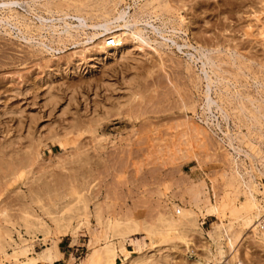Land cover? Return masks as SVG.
<instances>
[{"label": "rangeland", "instance_id": "obj_1", "mask_svg": "<svg viewBox=\"0 0 264 264\" xmlns=\"http://www.w3.org/2000/svg\"><path fill=\"white\" fill-rule=\"evenodd\" d=\"M2 1L6 0H0V5ZM15 1L13 12L0 10L1 18L11 13L19 17L0 22V210H6L14 222V228L2 223L10 228L13 241L6 239L11 247L4 243L7 257L1 250L0 264H21L26 257L38 258V264H88L97 246L93 238H100L98 246L103 245L96 209L102 218L129 217L154 225L168 211L170 197L184 206L196 191H202L210 203L226 205L221 212L224 224L236 219L242 210H235L240 211L236 214L230 209L246 197L240 179L263 183V176L255 172L262 166L243 154L236 157L238 165L229 162L215 129L210 125L209 130L206 122L218 119L222 130L228 125L232 133L246 135L248 144L264 151V35H259L264 27V0ZM121 10L153 25L154 31L151 25L145 27L150 46L129 39L125 27L90 38L100 32L91 25L111 20ZM38 16L46 19L47 26L56 27V33L47 26L39 30ZM77 17L86 23L84 30L78 27ZM63 20L76 27L70 35L63 32ZM198 46L209 50L216 61L210 95L227 110V123L215 106L213 116L202 111L206 110L205 81L196 77H202L200 63L188 55L198 57L194 49ZM218 58L228 64L218 65ZM224 88L228 91L221 93ZM252 103L261 105L259 113L253 112ZM240 105L246 109L242 111ZM201 126L206 130L207 151L197 147L190 132ZM240 147L248 150L246 142ZM233 169L244 177L235 176L234 181L229 177ZM70 184L84 193L90 214L88 225L63 232L33 199L40 197L50 208L47 195L52 196L57 205L51 206V212L67 219L63 209L72 199L67 195ZM22 208L35 213L44 226L36 222L38 230L27 234L17 220ZM219 223L216 216L200 218L203 234H188V245L179 237L167 242L141 233L130 237L126 248L143 251L166 245V257L157 264H193L208 245V233ZM254 236L251 229L242 232L236 255L225 247L223 264H264V246ZM110 240L118 242L117 237ZM18 246L28 252L14 258L12 251ZM232 255L235 259L230 261Z\"/></svg>", "mask_w": 264, "mask_h": 264}, {"label": "bare ground", "instance_id": "obj_2", "mask_svg": "<svg viewBox=\"0 0 264 264\" xmlns=\"http://www.w3.org/2000/svg\"><path fill=\"white\" fill-rule=\"evenodd\" d=\"M1 3H2V5H0V10L1 9L5 10L7 8L9 10V12H13L12 6L14 4L15 5L18 4V2L15 1V0H6V1H2ZM106 12H105V14H106ZM108 12H110V11H108ZM108 12H107V15H109ZM65 15L68 16V14H65ZM17 17H18V14L13 16L12 13H11L10 15H8V16H6L4 18L0 17V22H2L3 19L8 20V19H11V18H13L14 21H16L19 18V17L18 18ZM77 18L79 20L78 27H81V28H83L82 30H84V27L87 26L86 23L80 17H77ZM63 19H64V17H63ZM109 19L105 18V21L103 23H101V24H99V23L97 24L96 23V25H94V24L91 25L93 28L99 29L100 32L92 34V36L90 38L95 37L98 34H101V33L103 34V33L107 32V31H110L111 29H113V27H125L126 29H128V33L127 34L129 36V39L136 40L137 43L140 46H143V45L150 46L149 42L151 40H149V38L146 36V33H145V30H146L145 27L147 25H151L148 21L145 20V21L141 22V20H139V18H136V17H134V18L132 17L131 18L125 10H121V11H118L116 14H112V19L111 20H109ZM103 20H101V21H103ZM39 21H40V26L38 27V29L39 30L40 29H44V27L47 26L46 19H44L42 17H39ZM63 21H64V24L62 23L64 25L63 32L65 34H69L70 35V33H71L70 31L72 29L75 30L76 27L72 26L70 23L66 22L65 20H63ZM16 23L18 24V23H20V21H18ZM141 23L142 24L144 23L145 26L141 25ZM17 24H15V25H17ZM22 25H23V22H22ZM25 27H27V26H25ZM47 27L50 30V32H52V34L56 33L55 31H57V29L53 25H49L48 24ZM151 27H152V29L154 31L155 28H153V25H151ZM45 30H47V29L45 28ZM158 32L163 36V38H166L163 35V32L161 33V31H159V30H158ZM259 35H262V36L264 35V27L260 30V34ZM21 37H22V35H21ZM23 39H24V37H23ZM158 44L161 45L162 43H158ZM181 47L182 46L177 45V48L179 50H181ZM190 47H192V46L190 45ZM199 47L200 46H198V49L194 48L196 50V52H198L197 54H199L198 57L194 56L191 53H189L188 55L190 56V59H192V62H195L196 64L200 63V66H199L200 70L199 71L201 72L202 77L199 76V75L198 76L196 75V77H198L197 79L205 81L204 82L205 83V89L203 91L204 93H203V96H202L203 97L202 98V103L206 107V110H202V111H205V112H203L204 114H209L210 116H213V115H211V114L214 113L213 110H212L213 109L212 107L215 106L216 109H218V110H216L217 113H219L220 117L222 118V120L226 121V123H227V119L229 118L228 114H227V110L225 111V108L221 107L222 104L219 105L217 102H215V100H213V98L210 95L211 88H212V85L214 83V78H215V77L212 78V76L210 74H213V75L217 76L216 71H214L216 69H214V70L212 69L213 66L217 65L216 61L210 55L211 52H209V50H206V49L205 50H201L200 49L201 47L200 48ZM217 60L219 62L218 65H220V64L222 65V64H226L227 63L225 61V59L224 60H219V58H218ZM230 60H232V59H230ZM234 60L235 59L233 58V63L235 62ZM224 61H225V63H223ZM230 62H232V61H230ZM240 62H239V64L242 63V62L241 63ZM190 64L188 66H190ZM220 66L218 68H220ZM207 68L210 69V70L208 71ZM187 70H189V69H187ZM219 70L223 71V69H219ZM219 70H218V73H220ZM225 71H227V70H225ZM225 73H227V72H225ZM222 75H224V74H222ZM191 77H194V76L191 75ZM218 79L219 78H217L215 80H218ZM221 79L223 80L224 76H223V78H220V80ZM220 83H222V82H220ZM226 84H228V83H226ZM224 90H225V92L228 91L226 88H224L223 90H221V93ZM237 91H236V93L238 94ZM193 102H195V101H193ZM243 105L245 107V104H243ZM189 106H191V105H189ZM194 106H195V104H194ZM239 107L241 108L242 111H244L246 109V108L244 109V107L242 105H240ZM260 107H261L260 104H257V105L253 104V112L254 113L258 112L259 113L261 111ZM190 109H192V107H190ZM194 111L195 110H192V112H194ZM204 114H203V117L205 116ZM214 115L216 116V114H214ZM262 116H264V115L262 114ZM206 117H208V116L206 115ZM251 117H252V115H251ZM252 118H254V117H252ZM208 119H210V118H208ZM214 121H216V122L215 123L214 122L209 123L207 121L206 122L207 128L209 130L210 129L212 130V128H214L215 132L219 131V133H215L214 132V134L218 138V139L217 138L216 139L219 140L222 143L223 147L225 148L226 154H227V155L225 154V156H228L231 159V161H229V162H231V163L234 162L233 163L234 165H238V163H236V160H237L236 157L237 156L240 157L243 154L245 157H248L251 160H256V161H258V163H260V166H262L261 169L260 168L259 169L256 168L257 171H255V172H258L264 178V151L259 149L258 147H257L258 149L254 148L251 144H248L247 143L248 140H247L246 135H243L241 133H235V132L232 133L230 131V128H229L228 125H227V127H226V129L224 131V130H222V128L220 126V121L218 119H216ZM181 123H183V122H181ZM210 125L212 126V128H211ZM205 131H203V127L202 128L193 127L190 132L192 134V138H194L195 142L198 143L197 147L199 146L202 150L207 151L206 150V148H207L206 146L207 145H206V142L204 141ZM235 140L237 141V145H236V141ZM219 141H217V142H219ZM234 141H235V143H234ZM245 142H246V147H247L248 150H244V149H242L240 147V144L241 143L243 144ZM194 144H193V146H194ZM249 151H254V153H253L254 155L249 153ZM184 154H183V156H184ZM256 161H254V163ZM234 165H232V166H234ZM239 168H240V166H239ZM246 169L247 168L244 169L245 173H246ZM235 170H238V166H236ZM233 171H234V169H233ZM241 174H242V172H241ZM241 174H239V171H234V173H232V174H230V176L229 175L228 176L230 178L234 179V181H237V180H235V176L238 177V180H239V178L241 177L240 176ZM259 174L257 176H259ZM243 175H244V173H243ZM242 177H244V176H242ZM232 179H230V182H231L230 184L233 185V181H231ZM249 179L250 180H248L247 182H246V180L242 181L243 179L242 180L240 179V185L244 184V186H243L244 189H242V190H243V192L245 194L244 196H246L245 200L239 202V204L236 205V206L234 205L235 207L233 209H230L231 211H233V213H236V214L240 213V211H238V212L235 211L237 209L242 210V212L239 215H237V216H235L233 218V219L236 218L235 220H230L227 224H224L222 222V220H221V217H222L221 216L222 215L221 212L224 210L226 205L223 206V204H222V206H220L217 203H215V204L214 203L212 204V202L210 203L209 199L207 198L206 193L205 192L201 193L202 191L201 192L200 191H196L195 194L189 200V203L185 204L184 206H180V205L174 203L172 200H170L171 199V197H170V199H169V207L166 206V207H168V211L166 210L167 211L166 213L160 214L157 224L153 223L154 225H152L151 223H149L150 225H146L144 223L142 224V223H139V221L137 222L135 219L129 218V217H128L129 219L127 218V219L121 220V221L118 220V219H110L109 217L108 218L105 217L106 218L105 219V218H102L103 217L102 215L100 216L99 210L96 209L95 210V217H96L97 221L102 226L103 245L102 246L101 245L98 246V244L100 242V238H98V237L93 238V240L95 241L97 246L93 248L91 254L89 253L90 255H89L88 264H157V263H159V261L161 259L166 257V253L164 252L166 245L165 246H160V245L158 246L157 244L155 246L153 245L154 247H153L152 250L148 249V250H143V251H128V249L126 248V245H127L126 243L129 240V238L134 236V235H139V234L143 233L150 240L152 238L156 237V236H161V238L164 239V240L162 239L163 241L169 242V240H171V238L179 237V240L182 239V241H183L182 244L188 245V243H189L188 242L189 241L188 238L190 239V237H187L188 234L189 235L190 234L193 235V233H196V234L202 235L203 234V228H201V225L199 224V220H200V218H206L208 216H216L220 220V223L213 227L212 232L208 233V237L210 239L208 241V245L203 246V255L202 256L200 255V257L195 259L193 261V264H223L222 258L224 257L225 253H227V252H225V247H228L229 249L232 250L231 253H234L235 250H236V247L238 246V244H239V242L241 240L242 232L245 229H247V230L251 229L252 233L255 235L254 237L257 238L258 243H261V245L263 244V246H264V225L261 223L263 221V216H264V182L263 183L262 182H255V180L253 181V180H251V178H249ZM69 186H70V191L68 190L67 195H69L72 199H71L70 203H67L65 205V207L67 206L66 208H64L65 210L63 209L64 212L68 213L67 214L68 215L67 219L63 217V214H62V216L59 217V216H56L55 214H53L51 212V210H50L51 206L52 205L53 206L57 205V204H55V201L53 200L52 196L47 195V198L49 199L48 202H50V204H51L50 208L46 206L47 204H43V202H42L43 199H41L38 196H35V198L33 200L36 201L35 203H38L40 205V207L44 209L46 214H48L50 216V218H51V220L53 222L57 223V225L59 226V228H58L59 230H62L63 232H65L66 229L69 228L72 231L76 232L83 225H85V224L88 225L87 218H89L88 216H89L90 213H88V210H89L88 209V200H87L86 196L84 195V193H82L80 190H78L75 186L71 187L72 186L71 184ZM67 189H68V187H67ZM36 195H38V194H36ZM162 195L165 196V197H168L165 192H162ZM57 196L58 195L54 193V197H57ZM259 197H261V198H259ZM47 198H46V200H47ZM166 200H168V198H166ZM22 209L23 210H21L22 211L21 214L23 213V215L19 216V218L17 220H21V222H23L22 226L24 227V229H26L25 231H26L27 234L35 233V230L37 229V226L35 225L36 222L39 223V226H42V227L44 226V224L41 223L40 219L35 215V213H32V212L28 213L27 212L28 208L26 209L27 211L24 210V208H22ZM230 213H232V212H230ZM230 215L233 216L232 214H230ZM40 218H42V217H40ZM73 219L76 220L75 225H72V223H71L73 221ZM17 220H15V222ZM2 223L8 224V225L11 224L10 226H12V227L14 226V222L12 221L11 216H9L7 211L4 210V209L0 210V251L2 250V254H4V256L7 257V255L4 252V251H6V250H4V248H5L4 247L5 246L4 243H6V245H9V247H11L9 241H6V239L10 240V241H13V240H12V237L10 235V233H11L10 232L11 230H9L10 228L6 227ZM46 230H47L46 232H48V228ZM18 235H20L19 231H18ZM113 237H117V239H118L117 243H114V241L111 242L110 239H112ZM163 241H160V242L163 244ZM12 243H14V242H12ZM15 245H17V243ZM12 252H13L12 257L17 258V256H19L20 254L25 255L28 252V249H27V247H25V248L24 247L23 248L19 247V248L16 249V251L14 249ZM132 253H133V255H132ZM234 254L236 255L237 253L235 252ZM235 255H232L229 260L233 261V258L235 257ZM122 256H124V258ZM167 258H168V256H167ZM46 259H48L49 261L53 260V258L50 255H48L46 257ZM118 259L120 260V262L117 261ZM21 264H38V258H36V257H26L25 261L22 262Z\"/></svg>", "mask_w": 264, "mask_h": 264}, {"label": "built area", "instance_id": "obj_3", "mask_svg": "<svg viewBox=\"0 0 264 264\" xmlns=\"http://www.w3.org/2000/svg\"><path fill=\"white\" fill-rule=\"evenodd\" d=\"M111 46H115L116 45V42H115V40H111Z\"/></svg>", "mask_w": 264, "mask_h": 264}]
</instances>
